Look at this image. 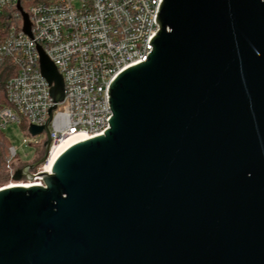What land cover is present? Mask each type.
<instances>
[{"label":"water","instance_id":"obj_1","mask_svg":"<svg viewBox=\"0 0 264 264\" xmlns=\"http://www.w3.org/2000/svg\"><path fill=\"white\" fill-rule=\"evenodd\" d=\"M160 7L154 50L109 88L110 128L66 148L44 187L0 189V264H264V0ZM55 109L14 182L46 162Z\"/></svg>","mask_w":264,"mask_h":264},{"label":"built area","instance_id":"obj_2","mask_svg":"<svg viewBox=\"0 0 264 264\" xmlns=\"http://www.w3.org/2000/svg\"><path fill=\"white\" fill-rule=\"evenodd\" d=\"M163 1L0 0V75L7 77L3 101L0 93V134L10 126H25L30 135L29 127L45 125L56 106L48 126L51 144L46 162L31 172L32 181L14 182L17 169L42 157L46 137L30 135L24 140L41 149L30 163H23L10 146L4 166L8 181L1 188L44 187L42 175L51 173L53 147L71 136L91 138L110 128L109 88L154 50L149 42L160 30L156 17ZM23 13L30 36L24 31ZM39 47L63 78V102L54 103L51 85L41 75Z\"/></svg>","mask_w":264,"mask_h":264},{"label":"rangeland","instance_id":"obj_3","mask_svg":"<svg viewBox=\"0 0 264 264\" xmlns=\"http://www.w3.org/2000/svg\"><path fill=\"white\" fill-rule=\"evenodd\" d=\"M6 138L7 143L17 149L19 159L23 161V163H30L38 157L40 153V148L24 144V140L31 139V136L26 133V127L22 126H10L7 131L3 134ZM38 139H42L39 137ZM7 176L4 174L0 177V188L7 184Z\"/></svg>","mask_w":264,"mask_h":264},{"label":"bare ground","instance_id":"obj_4","mask_svg":"<svg viewBox=\"0 0 264 264\" xmlns=\"http://www.w3.org/2000/svg\"><path fill=\"white\" fill-rule=\"evenodd\" d=\"M89 139V136H71L68 139H64L61 141V143H59L57 146L53 147L54 149L52 150L50 157H49V162H48V171L49 169H51V167L53 166L54 162L56 161V159L66 150V148H69L70 146L83 141ZM10 187H20V186H15L12 185Z\"/></svg>","mask_w":264,"mask_h":264},{"label":"trees","instance_id":"obj_5","mask_svg":"<svg viewBox=\"0 0 264 264\" xmlns=\"http://www.w3.org/2000/svg\"><path fill=\"white\" fill-rule=\"evenodd\" d=\"M6 79L7 77L4 75V73H2V75H0V93L2 91V101H3V96H4L3 86L5 84ZM9 147L10 145L7 143L6 138L3 135V133L0 134V177L5 174L4 166L7 161Z\"/></svg>","mask_w":264,"mask_h":264}]
</instances>
